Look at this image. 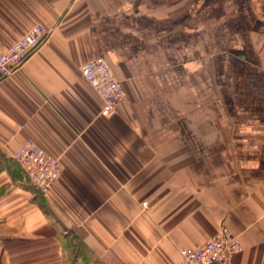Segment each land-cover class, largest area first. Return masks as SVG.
Instances as JSON below:
<instances>
[{"label":"crops","instance_id":"1","mask_svg":"<svg viewBox=\"0 0 264 264\" xmlns=\"http://www.w3.org/2000/svg\"><path fill=\"white\" fill-rule=\"evenodd\" d=\"M38 23L0 80V264H178L223 227L230 264H264V0H0V51ZM28 140L62 160L47 194L14 160Z\"/></svg>","mask_w":264,"mask_h":264},{"label":"built area","instance_id":"2","mask_svg":"<svg viewBox=\"0 0 264 264\" xmlns=\"http://www.w3.org/2000/svg\"><path fill=\"white\" fill-rule=\"evenodd\" d=\"M43 24L34 25L6 51H0V80L18 70L38 50L48 36ZM82 75L97 90L104 102L102 115L113 117L125 99L122 82L104 56L85 61ZM14 160L24 172L28 183L42 194L49 193L62 172V163L53 158L34 140L25 142L15 153ZM244 250L239 234L223 227L215 236L196 248H181L178 264H230Z\"/></svg>","mask_w":264,"mask_h":264},{"label":"rangeland","instance_id":"3","mask_svg":"<svg viewBox=\"0 0 264 264\" xmlns=\"http://www.w3.org/2000/svg\"><path fill=\"white\" fill-rule=\"evenodd\" d=\"M51 155H52V154H51ZM52 157H53V158H55V159H57V160H59V161L62 163V160H61L60 158H58V157H55V156H53V155H52ZM62 164H63V163H62ZM16 165H17V164H16ZM17 166H18V165H17ZM62 166H63V165H62ZM18 167H19V166H18ZM19 168H20V167H19ZM20 170L22 171V169H21V168H20ZM22 172H23V171H22ZM23 174H24V172H23Z\"/></svg>","mask_w":264,"mask_h":264}]
</instances>
